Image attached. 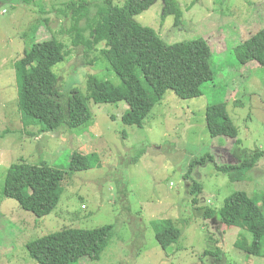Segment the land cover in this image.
<instances>
[{"label": "rangeland", "instance_id": "obj_1", "mask_svg": "<svg viewBox=\"0 0 264 264\" xmlns=\"http://www.w3.org/2000/svg\"><path fill=\"white\" fill-rule=\"evenodd\" d=\"M103 2L0 0V264H39L27 250L37 237L105 225H112V236L100 258L70 264H264V236L259 254L249 253L244 248L252 234L219 218L225 198L235 191H245L264 206V153L239 175L215 166L264 152V66L255 60L243 64L234 52L264 26V0H177L182 11L177 24L174 14H164L163 1L156 0L135 16L168 44L206 39L214 72L198 96L181 98L167 89L141 125L122 122L125 101L85 98L89 75L120 84L100 58L105 42L86 44ZM112 2L122 7L126 0ZM80 10L85 15L76 26ZM51 38L68 51L53 66L60 92L67 97L79 90L91 118L76 129L38 132L39 125L23 126L15 64L25 49ZM218 103H225L240 144L209 134L206 110ZM75 153L88 157V168L70 171ZM20 160L65 171L61 197L48 215L37 217L4 196L7 168ZM194 182L201 189L192 192ZM207 208L216 210L211 218L203 215ZM166 220L180 235L163 249L156 235L164 232Z\"/></svg>", "mask_w": 264, "mask_h": 264}, {"label": "trees", "instance_id": "obj_2", "mask_svg": "<svg viewBox=\"0 0 264 264\" xmlns=\"http://www.w3.org/2000/svg\"><path fill=\"white\" fill-rule=\"evenodd\" d=\"M155 1L126 0L125 5L120 7L114 5L112 0H104L93 16L95 22L93 20V24L89 25L91 37L86 39L87 46L105 42L100 49V58L110 64L120 84L113 85L108 80L89 75L85 98L97 103L125 101L128 108L121 116L125 124L141 125L167 89H172L181 98H191L202 93L201 85L205 81L214 79L210 62L212 49L206 39L168 44L153 28L135 19ZM162 1L164 14H174L175 23H179L182 11L177 0ZM71 5L75 9V5ZM79 13L74 17L76 26L85 15L81 10ZM234 52L243 64L255 60L264 66V26L238 44ZM67 55L63 43L51 38L34 43L17 60L18 106L24 127L39 125L38 132L56 130L62 126L76 129L91 118L79 90L72 89L67 97L62 96L59 90L58 75L53 71V66L62 62ZM238 103L242 104L240 101ZM205 117L211 136L225 135L232 137L235 143H241L225 103L209 106ZM30 131L35 135L34 131ZM263 153L262 149H258L237 164L215 163V166L225 173L235 170L239 175L243 170L250 169ZM209 158L212 160V156ZM87 159L86 155L75 153L70 171L88 168ZM64 175L65 171L47 163L30 164L20 160L7 168L4 196L14 199L24 211L43 217L56 207L61 197ZM200 189L201 185L194 182L192 192ZM215 211L207 208L203 215L211 218ZM219 216L222 223L249 231L252 242L244 249L259 254L264 236V206H259L254 198L239 190L225 198ZM179 235L180 230L171 220H166L164 232L156 236L162 248L166 249ZM111 236L112 225L91 229L71 227L37 237L27 244V250L39 264H70L87 257L98 260L109 245ZM235 244H240V241L237 240Z\"/></svg>", "mask_w": 264, "mask_h": 264}]
</instances>
